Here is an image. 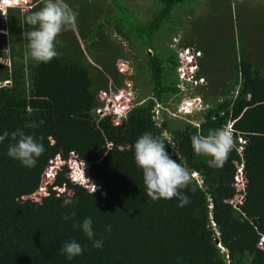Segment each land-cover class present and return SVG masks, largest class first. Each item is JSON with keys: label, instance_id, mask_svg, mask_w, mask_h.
<instances>
[{"label": "trees", "instance_id": "16d2710c", "mask_svg": "<svg viewBox=\"0 0 264 264\" xmlns=\"http://www.w3.org/2000/svg\"><path fill=\"white\" fill-rule=\"evenodd\" d=\"M33 1L27 12L9 9L5 20L0 16V59L10 62L0 64V81H9L0 87V135L20 128L34 133L44 146L29 169L8 156L10 137L0 143V264H264V248L257 246L264 236V68L256 66L257 58L243 53L226 63L217 54L209 60L200 38H180L177 47L201 53L196 77L206 80L207 87L199 85L195 91L207 108L177 121L164 113L168 100L174 98L175 110L183 98L178 56L171 46L179 30H185L184 16L181 11L175 20L172 14L191 0H153L144 22L125 0H65L77 13L76 23L57 37L59 55L39 64L27 48L33 26L26 17L43 6L42 0ZM104 2L108 11L100 5ZM105 26L141 56L133 64L142 78L138 104L117 125L110 116L95 113L101 106L98 93L108 90L107 79L96 75L109 76L112 67L99 41ZM64 37L70 42L58 48ZM203 89L208 92L199 93ZM155 104L162 107L159 126L153 120ZM33 121L44 123L25 127ZM231 122L234 146L222 166L210 168L207 157L194 153L191 136H206ZM146 132L165 143L170 136L175 147L166 144L168 154L197 175L182 190L189 198L184 207L177 198L153 202L147 197L133 149ZM70 152L90 164L91 182L100 190L92 193L72 184L64 167L55 184L72 192L67 197L72 204L62 206L66 197L58 198L54 191L35 205L23 203L21 197L38 188L48 159ZM239 163L247 184L243 203L234 206L230 201ZM65 215L72 219L64 220ZM86 218L92 220L94 239L103 242L99 249L73 228ZM71 240L81 245L83 254L69 260L60 249Z\"/></svg>", "mask_w": 264, "mask_h": 264}, {"label": "clouds", "instance_id": "9594fccd", "mask_svg": "<svg viewBox=\"0 0 264 264\" xmlns=\"http://www.w3.org/2000/svg\"><path fill=\"white\" fill-rule=\"evenodd\" d=\"M42 3L43 6L38 11H34L26 17V23L33 26L32 30L27 33L28 55L38 64L48 63L59 55L56 50V44L59 43L57 37L62 31L73 26L77 19V13L65 3V0H42ZM3 4L7 12L9 9H16L13 6L7 5L4 1ZM101 93H106V91ZM106 96L107 93L103 100ZM156 105L157 104H155V106ZM155 106L152 111L153 117ZM129 108L130 109H128L127 106L122 114L114 111L112 113L113 115H111L113 118L120 119L121 121L133 107L131 106ZM161 110L162 107H160V113ZM192 112H197L195 107L191 108L190 112L186 114H191ZM43 123L44 121H39V123L33 121L26 124L25 127L36 128ZM165 136L168 139L166 134ZM9 137L13 142L9 143L8 156L14 160H18L23 167L29 169L35 167L37 159L44 152V146L35 138V134H26L20 128L12 133L5 131L0 135V143ZM166 144L175 147L170 136L168 142L165 143L163 138L153 136L151 132H146L136 140L133 146L134 160L136 166L142 170L143 183L146 188L147 197L153 202L160 199L171 200L177 198L179 200L178 206L184 207L189 203V198L182 190L190 184L192 177L197 180V175L193 174L180 162L178 163L173 160L166 151ZM191 146L196 155H202L208 158L207 164L210 168L220 167L226 161L234 146L233 132L230 126H225L209 132L206 136L196 134L191 136ZM87 176L89 177L87 182L88 187L84 188L88 190L93 183L90 179V172H88ZM72 184L81 186L78 183ZM94 185V192H96ZM72 202L71 198H66L62 206H68L72 204ZM74 215L75 213L72 214V216ZM72 216L65 215L62 218L67 221L72 219ZM73 228H79L89 240L93 241L92 246L94 248L99 249L103 246L102 240L94 239L95 233L92 228L91 218L84 219L82 224L73 223ZM107 230L110 231V226ZM60 251L61 254L65 255L69 260L83 254V248L75 240L65 242Z\"/></svg>", "mask_w": 264, "mask_h": 264}, {"label": "rangeland", "instance_id": "374dc122", "mask_svg": "<svg viewBox=\"0 0 264 264\" xmlns=\"http://www.w3.org/2000/svg\"><path fill=\"white\" fill-rule=\"evenodd\" d=\"M124 2H126V7L133 11V14L138 20L144 22L150 17L149 8L152 6L153 0H125ZM185 3L188 4L184 5ZM185 3L176 7L172 14L175 20L180 18L179 13L181 11L182 16H184L181 26L184 27L185 30H179L178 35H174L176 37L175 40L183 38V41H185L189 35L194 34V36L200 38L199 41L201 43L205 44L209 52V60H215L216 55L220 54L221 56L219 57L225 59L226 63L228 61L233 62L232 60H234L235 57L239 59L244 56L243 53H245L247 56H252L254 59L257 58L258 63H255L257 67L264 68V0H191ZM100 5L104 11L109 10L108 3L104 2ZM30 7H32V5L26 8L23 7L21 11L29 10ZM2 14L3 13L0 12V16H2ZM7 14L8 12L6 11L5 16H2L3 20L7 17ZM99 20L100 18L98 21ZM98 21L96 22L97 24L99 23ZM166 24L167 27L171 28L170 22ZM99 34H102L99 39L100 46L105 48L112 60V67L108 69L109 76H106L102 71L100 75L96 73V76L99 77L100 80H102L103 76L108 81L107 96L103 100L104 97L100 92L101 94L98 93L100 94L99 100H101L100 103L104 112L108 109L112 113L116 111L122 114L127 106L128 109H130L129 107H134L138 104L137 96L139 95V87L142 78L135 73L133 64L137 62L141 56L139 58L136 57L132 48L128 47L127 42L122 37L113 33L111 27L105 26L103 32ZM63 39L61 42L62 45L58 46V48L70 42L67 37ZM172 43H174L173 40ZM166 44H169L168 41H166ZM79 46L86 50V46L82 43L81 45L79 44ZM88 60L91 61L89 56ZM9 63L7 58L0 59V64L9 66ZM121 64L124 68L122 73L118 69V66ZM226 66L227 69L232 71L233 67L231 64H227ZM114 80H116L117 85L115 84L113 87ZM200 86L207 87L206 80L203 84H200ZM188 87L189 86L184 85L183 91H181L183 94L182 100L187 98L191 99L196 96L201 98V96L196 93L195 88L189 89ZM206 90L207 89L200 90L199 93L206 94L208 92V90ZM144 94L146 95V93ZM182 100L175 107V110H173L174 98L168 100L164 112L166 117L181 121L188 117H194L199 113L179 114V107ZM204 106L206 105L204 104ZM160 107L161 105L159 104L158 108H155L158 110L156 113L160 115L157 116L159 120H161ZM97 112L99 111L95 110L96 114ZM97 115L99 117L103 116V114L100 113Z\"/></svg>", "mask_w": 264, "mask_h": 264}, {"label": "built area", "instance_id": "2783aa9c", "mask_svg": "<svg viewBox=\"0 0 264 264\" xmlns=\"http://www.w3.org/2000/svg\"><path fill=\"white\" fill-rule=\"evenodd\" d=\"M3 1H6L7 5L13 6L16 9H19L20 11L23 7L26 8L27 6L32 5L31 0H0V11L3 13V16H5L6 12V7L3 4ZM27 10L23 12H26ZM177 43L178 40L174 41L171 48L176 50L178 56L179 66L177 67V74L180 81V85L178 87L181 91H183L184 85L189 86V89L196 88L200 84H203L205 81L203 78L196 77V70H198L199 67L198 59L201 57V53L193 47L179 48L177 47ZM118 69L121 73L124 71L122 64L118 66ZM7 85H9V81H0V87ZM105 95L106 93H102L103 97H105ZM183 100L184 101H182L179 107V114H186L187 112H190L191 108L193 107L196 108L197 112H200L207 108V106L203 105L199 96ZM155 108H158V104L155 106ZM103 110L104 109L102 107L97 108L96 111H99L97 112V114H103L102 117L110 116L114 125L120 123V120H117V118L112 117V112H110L108 109L106 112H104ZM156 111L158 112V110H154L153 119L156 121L157 125H159L161 120L158 119L157 116H159V114L156 113ZM232 124V122L227 124V126H230L231 130ZM237 140L240 144H245V141L240 137H238ZM237 152L239 153L240 157H242V148L237 149ZM64 167H66V169L68 170V172L65 173V176L70 180V182L78 183L83 187H88L87 182L89 180V177L87 176V174L90 171V164L84 160L79 159L76 153L74 152H70L65 158H62V156L58 154L55 157L48 159L47 164L45 166V170L41 177V181L36 191H34L32 194L22 196L20 200L23 203L35 205L36 203H40L52 191L56 192V196L58 198H60L61 196L66 198L70 197L72 192L70 190H67L65 185L59 186L55 184L57 175L62 171V168ZM246 184L247 180L243 173V166L242 163H239L237 164V169L233 178V187L235 188L236 194L230 201L234 206L241 205L243 203ZM93 185L94 184H92V186L88 189L91 192H94ZM94 186L96 188V191L100 190L99 186ZM104 195L105 193L102 192V196ZM257 245L260 249L264 248V236L260 238Z\"/></svg>", "mask_w": 264, "mask_h": 264}, {"label": "bare ground", "instance_id": "6f19581e", "mask_svg": "<svg viewBox=\"0 0 264 264\" xmlns=\"http://www.w3.org/2000/svg\"><path fill=\"white\" fill-rule=\"evenodd\" d=\"M4 3H7L6 1H4Z\"/></svg>", "mask_w": 264, "mask_h": 264}]
</instances>
